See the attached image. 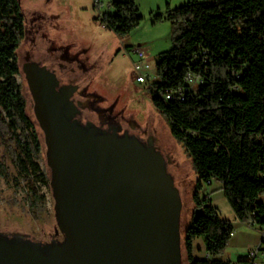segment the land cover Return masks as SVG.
Instances as JSON below:
<instances>
[{
	"label": "trees",
	"instance_id": "obj_1",
	"mask_svg": "<svg viewBox=\"0 0 264 264\" xmlns=\"http://www.w3.org/2000/svg\"><path fill=\"white\" fill-rule=\"evenodd\" d=\"M111 6L113 12L101 21L119 37L142 20L135 0H113ZM153 18L169 21L172 44L158 53L155 79L147 88L196 177L183 229L185 262L228 264L220 254L233 226L202 190L219 181L235 218L264 230V0H187ZM23 35L19 0H0V140L19 175L32 176L25 201L38 213L46 198L33 183L49 177L38 164L44 148L38 123L28 116L17 81ZM187 73L200 77L194 89H185ZM179 91L183 99L176 96ZM168 92L174 97L164 98ZM4 172L0 161V176ZM196 237L203 238L212 258L193 256Z\"/></svg>",
	"mask_w": 264,
	"mask_h": 264
},
{
	"label": "rangeland",
	"instance_id": "obj_2",
	"mask_svg": "<svg viewBox=\"0 0 264 264\" xmlns=\"http://www.w3.org/2000/svg\"><path fill=\"white\" fill-rule=\"evenodd\" d=\"M112 1L96 0L95 4L94 0H19L24 35L17 48L20 66L17 81L26 100L27 114L34 122L33 101L22 72L27 54L32 61L54 71L62 86H77L72 97L77 112L71 120L86 133L126 135L146 148L152 147L182 202L180 252L181 264H186L182 237L190 219L195 173L184 149L170 136L148 84L136 81L131 65L135 54L131 49L141 44L150 61V73L155 75L158 53L169 49L172 42L169 21L154 20L153 14H165L167 6L174 8L187 0H135L142 20L124 37L106 28L101 21L104 14L113 12ZM35 125L44 145L43 133L36 122ZM44 152L45 146L38 164L49 177ZM0 161L5 167L0 176V238L43 252L60 245L65 237L57 226L49 181L33 183L46 198L43 208L34 213L25 201L32 176L19 175L1 140ZM202 194L217 208L220 217L233 226L220 258L228 264H241L239 260L246 259L248 250L258 243L259 228L235 218L219 181L204 185ZM192 253L196 258H212L206 253L201 237L193 240ZM257 264H264V255L257 259Z\"/></svg>",
	"mask_w": 264,
	"mask_h": 264
},
{
	"label": "water",
	"instance_id": "obj_3",
	"mask_svg": "<svg viewBox=\"0 0 264 264\" xmlns=\"http://www.w3.org/2000/svg\"><path fill=\"white\" fill-rule=\"evenodd\" d=\"M43 133L54 212L64 241L45 253L0 238V264H181L182 202L152 147L91 134L71 120L76 86L22 66Z\"/></svg>",
	"mask_w": 264,
	"mask_h": 264
},
{
	"label": "built area",
	"instance_id": "obj_4",
	"mask_svg": "<svg viewBox=\"0 0 264 264\" xmlns=\"http://www.w3.org/2000/svg\"><path fill=\"white\" fill-rule=\"evenodd\" d=\"M94 3H96V0H94ZM131 50L135 54V59L131 61V65L136 74L135 76L136 81L139 83L150 84L155 79V75H152L150 73L151 66H150L149 59L147 58L144 51L141 50L140 48L134 47ZM127 53H129V50H127ZM185 81H186L185 89L187 88L194 89L199 84L200 77L196 74L187 73ZM162 95L166 99H170L174 97V95L171 92H168ZM176 96L179 97L180 99H183V93L180 91L177 93ZM259 235H260V238H259L258 243L248 250L246 259L239 260L241 264H257V259L264 255V248H263L264 230L263 229H259Z\"/></svg>",
	"mask_w": 264,
	"mask_h": 264
},
{
	"label": "flooded vegetation",
	"instance_id": "obj_5",
	"mask_svg": "<svg viewBox=\"0 0 264 264\" xmlns=\"http://www.w3.org/2000/svg\"><path fill=\"white\" fill-rule=\"evenodd\" d=\"M26 62H32V63H35V64H37V65H39V66H42V65H40L39 63H37L36 61H32L31 59H30V57H29V55L27 54L26 56H25V60H24V63H26ZM47 68V67H46ZM49 69V68H48ZM49 70H51V69H49ZM52 71V70H51ZM53 73H54V71H52ZM55 74V73H54ZM56 79H57V77H56ZM58 80V79H57ZM72 86H76L75 84H69V85H64V86H62L61 84H60V82L58 81V85H57V88H68V87H72ZM76 90H77V86H76V89L71 93V95H70V100L72 101V103H73V105L74 106H76V104H75V102H74V100L72 99V97H73V94L76 92ZM77 112V108H76V111H75V113ZM149 144H150V141H149Z\"/></svg>",
	"mask_w": 264,
	"mask_h": 264
},
{
	"label": "crops",
	"instance_id": "obj_6",
	"mask_svg": "<svg viewBox=\"0 0 264 264\" xmlns=\"http://www.w3.org/2000/svg\"><path fill=\"white\" fill-rule=\"evenodd\" d=\"M138 48H140L141 50H143L144 51V53L146 54V51H145V49L141 46V44H137L136 45ZM211 184V183H210ZM232 233H233V231H232Z\"/></svg>",
	"mask_w": 264,
	"mask_h": 264
}]
</instances>
